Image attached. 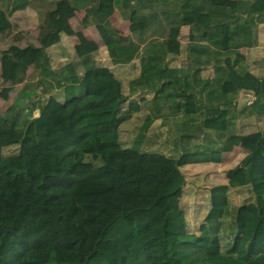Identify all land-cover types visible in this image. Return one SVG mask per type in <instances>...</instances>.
Segmentation results:
<instances>
[{
  "label": "trees",
  "instance_id": "trees-1",
  "mask_svg": "<svg viewBox=\"0 0 264 264\" xmlns=\"http://www.w3.org/2000/svg\"><path fill=\"white\" fill-rule=\"evenodd\" d=\"M151 1L92 0L81 19L94 24L112 62H125L139 45L116 34L108 19L113 8L125 11L140 36L164 13L165 36L142 45L139 72L126 90L107 66L94 64V51L78 31L81 70L76 61L51 68L44 47L60 32H73L67 20L72 10L68 0H53L40 14L31 67L42 93L58 89L60 107L49 110L26 99V106L10 104L0 112V264H264V128L236 132L235 110L218 106L233 97L225 88H248L254 98L238 113L264 121V76L248 70L239 51L255 43L264 0L154 1L175 5L159 10ZM9 3L13 10L26 0ZM144 6L149 13L139 12ZM183 23L193 34L184 49L188 62L169 66L165 55L178 52ZM9 26L0 6V31ZM28 49L31 43L1 50V80L21 78L25 66L18 57ZM209 60L213 75L203 79L199 66ZM135 89L152 94L120 110ZM131 109L137 116L125 144L118 127ZM156 117L170 124L180 163L218 161L232 145L247 150L225 171V183L208 187L197 233L186 230L178 204L185 178L177 158L148 148L146 129ZM14 143L16 151L2 155L1 147ZM230 187L245 199L230 204Z\"/></svg>",
  "mask_w": 264,
  "mask_h": 264
},
{
  "label": "crops",
  "instance_id": "crops-1",
  "mask_svg": "<svg viewBox=\"0 0 264 264\" xmlns=\"http://www.w3.org/2000/svg\"><path fill=\"white\" fill-rule=\"evenodd\" d=\"M12 0H0V6L3 8L7 14L10 26L4 30L0 31V52L5 49L9 44H15L19 48H23L27 43H31L33 49H28L19 55V60L22 62L24 67V72L21 74V78L14 82L9 83L1 80L0 78V97L1 99L9 98L12 92L19 96H25L26 99L30 100V104L33 106H40L55 110L60 107L59 99L60 93L58 89H54L49 93H42L40 91L39 85L36 84L34 70L31 67L34 57L38 54V47L40 43L37 39L40 14L43 10L50 7L53 0H26L23 7L12 8ZM157 0H152L154 2ZM69 7L72 10V15L67 19L70 28L73 30L72 33L60 32L59 38L56 42L49 44L44 47L47 60L51 68H56L59 65L67 61H76L78 67L79 56L76 52L75 46L79 44L78 37L75 32H80L85 38L88 46L92 52L90 54L95 65L107 66L112 73L120 80L122 88L126 90L127 81L130 77L135 76L139 72V59L138 55L140 53L142 45L149 38L163 37L165 36L163 28L166 27V23L160 20V17L164 18L163 12H158L159 20L154 21L153 18L150 20L148 29L143 35H139L136 32L135 25L130 22L120 8L114 7L110 15L108 16L109 22L113 26L116 34L118 36H126L130 40L137 42L139 45L138 51L134 56L125 62H112L108 56L104 42L102 41L98 31L96 30L93 23H82L81 19L85 13L86 8H88L93 2L92 0H68ZM213 2L221 3L224 5H235V0H213ZM152 8L159 9H173L175 5L172 1H168L165 4L153 3ZM140 13L147 14L150 9L147 6L141 7ZM161 15V16H160ZM178 41V52H168L165 55V60L169 66H185L188 62L184 54L185 45L187 42L193 39V34L187 23H183L179 26L176 35ZM204 41V39H202ZM239 51L244 56V63L246 68L256 75L264 76V23L260 22L255 28V43L250 46H241ZM212 60V59H211ZM211 60L208 63H204L199 66V76L201 78H211L213 75V67ZM81 70V68H80ZM227 92H232L233 97L228 104L219 103L218 106L222 107L224 105L229 106L235 110L236 117L234 118V131L236 132H249L256 129L264 128V121L262 118H256L251 114L238 113L242 106L247 105L252 101L254 95L252 91L248 88L240 87L233 90V87H227L224 89ZM152 94L150 89H135L132 92L126 94V98L120 104V110L127 108L129 102H138L141 98H149ZM26 100L21 103L24 105ZM15 104V103H14ZM25 108L23 109V112ZM38 110L36 107L32 109V116H36ZM137 116V110L131 109L129 111V116L122 122L118 127V131L123 143H128L132 136L133 124L132 120ZM166 118V117H165ZM171 116H168L170 119ZM146 135L148 137V148L156 149L152 146V142L155 141L156 136H162L165 141V145L169 149H173L175 155L171 157L177 158V165L179 169L184 174V184L176 191V196L178 199V204L180 205V200H185L186 196H194L193 200L197 202L198 198L196 196H201L196 189L202 188L203 196H207L208 187L211 184L225 183V171L239 162V160L247 153V150L239 145H232L231 149L221 151L220 159L218 161H198L192 163H180L181 156L178 153V149L170 143V137L172 132L170 130V124H161V118L156 117L152 120L150 125L146 129ZM158 150V149H157ZM200 188H198V187ZM237 189L230 187L229 190ZM241 192V190H239ZM180 196V197H179ZM181 208V207H180ZM207 208L206 203L200 209V214H197V207H189L187 210L189 212L188 218L183 210L186 230L188 232L197 233L199 223ZM198 217V218H197Z\"/></svg>",
  "mask_w": 264,
  "mask_h": 264
},
{
  "label": "rangeland",
  "instance_id": "rangeland-1",
  "mask_svg": "<svg viewBox=\"0 0 264 264\" xmlns=\"http://www.w3.org/2000/svg\"><path fill=\"white\" fill-rule=\"evenodd\" d=\"M24 100H26L25 96H19L17 94H14L13 92H12V95L10 94L9 98H7V99H1V97H0V112H3L5 110V108H7V106L10 104L15 103V104H17L16 106H19V105H21V103L24 102ZM152 146L154 148L162 151L163 153L169 155V156L175 155V153H174L175 151L173 149H169V147H167L165 145V141L163 140L161 135L156 136L155 141L152 142ZM17 147H18V145H16L15 143L4 145L1 147V153H2V155H8V154L14 153L16 151ZM196 187H198V186H196ZM198 188H200V187H198ZM196 191H198L199 194L201 192V196H196L198 198L197 202H195L193 200L194 196L183 197V198H185V200L179 199V202H180L179 206L184 210L187 218L189 216V212L187 210L189 207H191V206L197 207V214H200L198 212H200V209H202V206L206 203L207 196H203L202 188H200V190L196 189ZM228 198H229L230 204H237V203H239L245 199L244 196H241V192L235 191L234 189L229 190Z\"/></svg>",
  "mask_w": 264,
  "mask_h": 264
}]
</instances>
